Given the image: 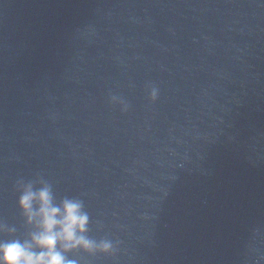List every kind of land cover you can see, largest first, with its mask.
Returning <instances> with one entry per match:
<instances>
[{
    "label": "water",
    "instance_id": "water-1",
    "mask_svg": "<svg viewBox=\"0 0 264 264\" xmlns=\"http://www.w3.org/2000/svg\"><path fill=\"white\" fill-rule=\"evenodd\" d=\"M18 181L116 246L80 264H264V0H0V224L23 239Z\"/></svg>",
    "mask_w": 264,
    "mask_h": 264
},
{
    "label": "clouds",
    "instance_id": "clouds-1",
    "mask_svg": "<svg viewBox=\"0 0 264 264\" xmlns=\"http://www.w3.org/2000/svg\"><path fill=\"white\" fill-rule=\"evenodd\" d=\"M147 98L154 103L158 89L146 88ZM116 96L110 98V103ZM128 110L126 104L122 112ZM34 188L33 183L18 181L20 195L17 206L25 225L30 229L26 238H15V228L0 224V233L12 239H0V264H80L69 258L70 253L112 255L116 246L109 239L95 240L87 235L89 215L76 198L56 202L52 188L45 182Z\"/></svg>",
    "mask_w": 264,
    "mask_h": 264
}]
</instances>
